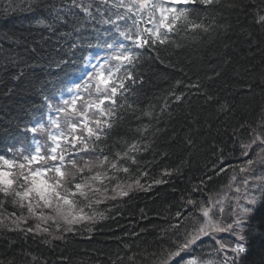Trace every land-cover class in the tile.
<instances>
[{
	"label": "trees",
	"instance_id": "16d2710c",
	"mask_svg": "<svg viewBox=\"0 0 264 264\" xmlns=\"http://www.w3.org/2000/svg\"><path fill=\"white\" fill-rule=\"evenodd\" d=\"M39 1L0 0V29L15 38L8 54L0 50V67L9 64L10 57L34 58L32 51L39 50L33 32L17 27L30 14L43 13L45 22L75 27L67 43L84 44L94 35L97 25L86 22L84 9H77L72 0ZM87 5L90 18L98 23L96 7ZM190 7V19L202 27L182 29L165 45L141 50L132 69L135 82L128 81V89L117 97L113 126L100 143L111 156L137 143V162L125 164L130 174L117 175L125 184L138 178L144 187L134 185L127 197L95 205L103 218L82 222L70 232L62 230L63 224L48 237L36 235L32 224L20 225L25 230L34 227L31 233L0 227V264H156L173 243L172 232L165 230L176 223L178 211L191 209L187 200L220 192L229 183L233 170L246 159L242 145L250 142L252 129L264 115V24L258 22L264 0H217ZM57 49L51 64L59 62ZM9 72L0 77V136L10 133L16 146L22 136L17 123L11 126L16 114L39 110L45 83L34 69ZM15 74L21 78L16 80ZM8 94L11 98L4 99ZM221 167L226 171L217 175ZM13 210L9 201L7 211ZM23 213L29 216L17 210V215ZM244 243L245 264H264V230L253 228Z\"/></svg>",
	"mask_w": 264,
	"mask_h": 264
},
{
	"label": "snow or ice",
	"instance_id": "6c2138e0",
	"mask_svg": "<svg viewBox=\"0 0 264 264\" xmlns=\"http://www.w3.org/2000/svg\"><path fill=\"white\" fill-rule=\"evenodd\" d=\"M215 2L217 0H115L112 7L122 8L124 13L105 23L114 25L118 36L104 43L106 54L103 57L86 58L80 75L75 79L70 76L72 86L67 89L70 95L61 99L62 106L55 108L62 115L50 118L56 131L49 132L44 143L34 142V147L17 150L18 156L0 155V227L34 232L32 227L20 228L21 223L27 224L30 216L44 225L51 222L57 231L63 224L62 230L70 232L82 222L94 221L97 216L103 218V213L95 211V205L127 197L134 185L144 187L138 178L134 184H125L117 175L130 174V166L125 164L137 162L133 155L140 151L137 143L128 144L125 151L114 156L104 154L100 147L113 126L117 97L128 89V81L135 82L132 69L141 58V50L165 45L172 34L182 29L202 27L190 19L193 11L190 6ZM31 6L29 4V8ZM84 11L88 13V8ZM119 21L125 22L123 30ZM258 22L264 24V14L258 13ZM37 23L51 28L43 19H38ZM92 59L102 62L92 63ZM82 93H87V98ZM49 107L53 106L49 104ZM43 127L41 125V129ZM31 131L36 133L37 128ZM252 133L250 142L242 145L241 154L246 159L238 167L239 173L247 175L237 183L234 169L229 183L220 192L204 193L200 200L189 198L186 203L191 209L178 211L176 223L169 224L165 230L172 232L173 243L161 252L156 264H180V261L245 264L246 238L253 228L264 230V212H261L264 210V115ZM253 146L258 151H254ZM225 171L221 167L216 174ZM154 182L161 183L160 180ZM194 191L204 190L196 188ZM9 201L14 209L11 212L7 211ZM17 210H26L29 216L17 215ZM254 211L258 214L253 215ZM35 231L51 234L48 227L41 228V223L35 225ZM205 237L216 245L215 259L192 255L198 241L202 243Z\"/></svg>",
	"mask_w": 264,
	"mask_h": 264
},
{
	"label": "bare ground",
	"instance_id": "6f19581e",
	"mask_svg": "<svg viewBox=\"0 0 264 264\" xmlns=\"http://www.w3.org/2000/svg\"><path fill=\"white\" fill-rule=\"evenodd\" d=\"M38 4H41V0ZM6 5V2L4 1L2 8ZM38 19L44 20V14H30L26 21H20L18 22V28L19 27H25L26 29H29L33 32L32 37L33 41H35V46L39 48V50L32 51L33 57H25V56H18V57H10V62L7 65H2L0 67V77L4 74V76H9V71L16 69V71H20L22 74V71L27 70H36L40 72L41 79L45 83L44 84V96L39 101V106L41 109H43L45 106V110L49 109V100L47 98L46 92L48 89V86L50 84V81L48 77L50 76V71L53 65H51L52 62V56H53V50L56 48V42L55 39L63 38L64 40L60 45L69 46V55H71L76 62L79 64L83 63L85 52L81 49L80 44L74 45L69 42L67 43V40L70 39V35H74L76 33V28L73 26L65 27L63 28L61 25L55 24L53 21H46L47 24H51V28L45 27L43 25H40L37 23ZM15 28V27H14ZM16 29V28H15ZM18 30V29H16ZM11 31L9 33H5L0 29V50L3 51V54H8L12 48H14V39L11 37ZM89 48V47H88ZM87 48V49H88ZM68 50L62 49L60 50V55L64 54ZM19 60L22 61V64L26 67V69H22L21 65L19 63ZM50 66L49 68H47ZM9 68V69H8ZM22 70V71H21ZM21 74V75H22ZM21 75L15 74L16 80H19L21 78ZM55 87V86H53ZM13 92V89H12ZM52 93H57V90L55 91L52 89ZM4 99L11 98V96L8 94L7 96L3 97ZM18 121V122H17ZM36 121V111L34 109H31L29 111V114L26 116L22 115L21 111H18L15 117V122L12 123L11 126H14L16 123L17 128H21L23 130H29L35 125ZM14 124V125H13ZM10 126V125H9ZM15 146V141H13L12 138H10V133H7L5 135L0 136V154L5 152H10L9 149H12ZM101 148H103L104 151H106L105 147L100 145ZM3 155H8V153H3ZM95 155V154H93ZM23 215H25L23 213ZM36 225L37 223L33 220H27L26 225ZM34 228V227H32ZM36 235H40L37 231ZM199 242V241H198ZM216 245L213 240L207 239V237L203 238V242L198 243V247H196V251L199 253L196 254L197 256L206 259L207 256H203L201 253H204L205 251L209 252L211 249H215ZM207 255L206 253H204Z\"/></svg>",
	"mask_w": 264,
	"mask_h": 264
},
{
	"label": "rangeland",
	"instance_id": "374dc122",
	"mask_svg": "<svg viewBox=\"0 0 264 264\" xmlns=\"http://www.w3.org/2000/svg\"><path fill=\"white\" fill-rule=\"evenodd\" d=\"M83 1H87V0H83ZM103 1H104V0H103ZM114 2H115V1H114ZM114 2H112V4H113ZM103 4H104V2L101 3V4H99V5H100L99 7L101 8ZM112 4H111V5H106V6L112 8V9L110 10V12H108V15L110 14V15L112 16V20H115V19H116V16L119 15V13H120L121 10L112 7ZM85 7H86V6L84 5V8H85ZM87 8H88V7H87ZM88 11H91V9L88 8ZM105 13H106V10H103V17H102V20H103V21H105V18H104V14H105ZM123 13H124V12H123ZM118 23L120 24V27H121V29L123 30V28H124V26H125V22H123V21H119ZM127 23L130 24L131 21L129 20ZM117 36H118V34H117L116 31H115V26L112 25V29H111V31L108 33V35L106 36V39H105L104 43H105L106 41L111 42L113 39L117 38ZM103 45H104V44H103ZM102 48H104V47L102 46ZM100 50H101V49H100ZM71 86H72V85H70V87H71ZM67 95L69 96L70 94L67 92ZM52 106H53V107L49 110V111H50L49 114H50V118H51V119H55L57 116L62 115V114L57 113V112L55 111V108H56V107H58V106H62L61 103H60V104H57V105H52ZM50 118L47 117L46 121H44V122H43V121L38 122V124H40V125H44V126H46V127H49V128H48V131H47V134H48L49 132H55V131H56L55 127L50 123ZM33 128H37V132H36V133H33L32 131H29V132H30V135H32V133H33V135H37V136H39V140H37L36 142L44 143L45 141L42 139V133H41V130H40L39 126L34 125ZM33 147H34V146H33ZM253 148H254V151H258V149H255V146H253ZM16 150H21V147H17ZM22 150H23V149H22ZM254 151H253V153H254ZM16 152H18V151H16ZM16 152H15V153H16ZM251 154H252V152H251ZM14 156H16V155H15V154H12V155H11L10 157H8V158H12V157H14ZM237 171H238V170H236V173H235V174L237 175V183H238L239 180H240L244 175L241 174V173H239V171H238V172H237ZM257 174H258V173H257ZM36 222H37V223H41V228H43V227H48V228L50 229V233L53 234V235H54V232L57 231L56 227H55L54 225H52L51 222H49L48 225H44L42 222H40V221H38V220H36ZM34 227H35V226H34ZM38 233H42V234H44L46 237H48V236L50 235L49 233H44V232H42V231H39ZM221 235H224V236L226 237V234H221ZM207 239H209V238H207ZM198 243H199V242H198ZM196 247H198V244H197ZM203 251H204V253L207 254V255H205L204 253H201L203 256H207V258H206L205 260H207V259H215V258H216V253H215L214 249H211L209 252L205 251V249H204ZM195 253L198 254L199 252L196 251ZM192 255L195 256L194 254H192ZM195 257H199V256H195ZM202 259H204V258H202ZM180 264H185V262H184V261H180Z\"/></svg>",
	"mask_w": 264,
	"mask_h": 264
}]
</instances>
